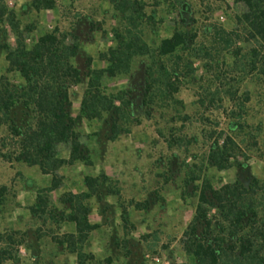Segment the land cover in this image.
Returning <instances> with one entry per match:
<instances>
[{"label": "rangeland", "instance_id": "374dc122", "mask_svg": "<svg viewBox=\"0 0 264 264\" xmlns=\"http://www.w3.org/2000/svg\"><path fill=\"white\" fill-rule=\"evenodd\" d=\"M4 1L28 43L55 29L74 33L84 42L83 52L93 58L94 68L109 64L115 31L132 27L128 16L115 7L125 0H56L54 9L41 11L31 6L32 0ZM138 2L146 17L137 21V30L143 31L153 49L176 30L196 36L188 49L178 51L182 62L177 56L163 58L169 67L178 61L182 73L192 74L182 78L174 97L156 95L152 116L141 115L140 123L131 124L114 141L105 138L102 120H85L78 131L89 143L93 164L64 165L57 173L61 185L54 190L50 189L53 175L4 156L13 148L14 138L0 125V264H78V254L55 241L75 232V223L58 222L50 210L63 208L65 193L86 191L87 175L105 174L109 185L119 191L88 202L90 220L99 228L77 244L89 257L87 264H194L182 246L198 203L196 194L188 191L204 179L219 188L238 174L253 175L264 183V48L259 59L252 57L257 43L241 20L245 6L235 0ZM91 20L102 29L92 33ZM10 34L15 42L14 30ZM190 61L191 72L186 67ZM150 63L149 57L137 56L132 64L134 77L107 78L106 91L118 94L139 84ZM79 65L84 68V58ZM1 75L21 82L8 69L5 53L0 54ZM86 87L82 83L70 89L74 115L80 112ZM234 120L242 125L231 131L229 124ZM222 131L235 138L239 160L247 163L248 172L240 174L236 167L220 170L208 163L210 145ZM189 180L193 183L187 186ZM158 195L161 200L151 210L134 205ZM39 197L48 200L46 212L39 206ZM123 207L129 212L128 225L121 217Z\"/></svg>", "mask_w": 264, "mask_h": 264}, {"label": "trees", "instance_id": "16d2710c", "mask_svg": "<svg viewBox=\"0 0 264 264\" xmlns=\"http://www.w3.org/2000/svg\"><path fill=\"white\" fill-rule=\"evenodd\" d=\"M235 1L245 6L241 20L257 43L251 49L252 57L259 59L264 48V0ZM31 6L37 11L54 9L56 0H32ZM115 7L128 16L132 27L115 31L116 44L109 49V64L94 68L93 58L83 52L84 42L74 33L55 29L28 43L15 14L0 0V54L5 53L8 69L21 79L16 83L5 75L0 76V125L6 126L14 138L13 148L4 156L28 166H39L44 174L53 175L51 190L61 185L57 173L64 165L79 161L93 164L89 143L78 131L85 120H102L105 138L114 141L128 132L131 124L140 123L141 115L152 116L156 95L174 97L181 88L182 78L192 74L182 73L178 61L169 67L163 58L177 56L182 62L178 51L188 49L195 35L176 30L153 49L144 40L143 31L137 30V21L146 17L143 4L125 0ZM179 14L186 23L183 13ZM89 24L92 33L102 29L94 20ZM11 29L16 35L15 42L11 41ZM91 40L92 37L86 39ZM137 56L151 59L145 79L118 94L107 92L104 85L107 78L121 74L134 77L132 64ZM81 58H84V68L79 65ZM192 66L191 61L186 64L190 72ZM82 83L87 87L80 112L74 115L70 89ZM241 125L234 120L229 129L235 131ZM208 163L220 170L236 167L240 174L249 170L247 163L239 160L235 138L225 131L212 141ZM84 180L86 191L65 193L61 197L63 208L50 210L58 222L75 223V232L56 237L55 241L58 246L76 252L78 264H87L89 257L77 244L88 240L99 228L90 220L92 207L88 202L94 196L119 193L109 185L105 174L87 175ZM192 183L187 181V186ZM188 192L196 194L198 203L184 231L182 246L193 257L194 264H264V183L253 175L238 174L235 180L219 188L204 179ZM160 200L158 195L134 205L148 211ZM39 206L46 212L48 200L39 197ZM121 217L128 225L130 217L126 207Z\"/></svg>", "mask_w": 264, "mask_h": 264}]
</instances>
